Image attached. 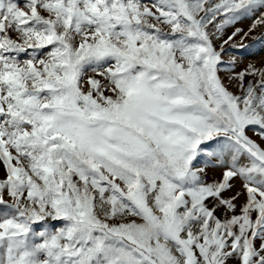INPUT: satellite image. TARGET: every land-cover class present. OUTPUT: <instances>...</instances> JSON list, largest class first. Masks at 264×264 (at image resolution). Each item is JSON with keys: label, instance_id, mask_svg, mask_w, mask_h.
Segmentation results:
<instances>
[{"label": "snow or ice", "instance_id": "6c2138e0", "mask_svg": "<svg viewBox=\"0 0 264 264\" xmlns=\"http://www.w3.org/2000/svg\"><path fill=\"white\" fill-rule=\"evenodd\" d=\"M258 27L264 0H0V264H264V64L225 60Z\"/></svg>", "mask_w": 264, "mask_h": 264}, {"label": "rangeland", "instance_id": "374dc122", "mask_svg": "<svg viewBox=\"0 0 264 264\" xmlns=\"http://www.w3.org/2000/svg\"><path fill=\"white\" fill-rule=\"evenodd\" d=\"M253 18H246L242 22L238 23L236 27H240L245 31L248 30L252 24ZM232 31L229 28L226 32V35ZM264 35V27H258L254 30L250 36H261ZM237 43H240L239 37L236 39ZM244 44L249 45L250 47L243 50H232L229 55L225 56V60H229L232 55H235L238 58V63L236 65V71H240L249 63L254 64L256 67H260L261 64H264V43L253 41L251 38L245 39ZM251 135V133H249ZM56 223V222H54Z\"/></svg>", "mask_w": 264, "mask_h": 264}]
</instances>
